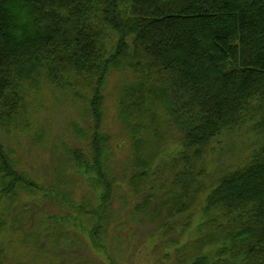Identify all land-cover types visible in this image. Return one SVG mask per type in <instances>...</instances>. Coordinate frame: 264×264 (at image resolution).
Masks as SVG:
<instances>
[{"label":"trees","instance_id":"trees-1","mask_svg":"<svg viewBox=\"0 0 264 264\" xmlns=\"http://www.w3.org/2000/svg\"><path fill=\"white\" fill-rule=\"evenodd\" d=\"M113 74L126 77L113 100L134 159L135 192L150 177L144 144L159 134L160 111L179 134L172 184H183L168 216L186 214L185 227L210 144L245 124L259 136L245 159L196 197L202 220L176 264H264V0H0V124L35 104L44 82L81 87L91 150L68 154L94 172L101 191L93 213L101 221L113 189L104 122ZM19 188L38 185L0 140V198ZM149 189L136 212L155 197ZM101 231L95 222L92 237Z\"/></svg>","mask_w":264,"mask_h":264},{"label":"rangeland","instance_id":"rangeland-1","mask_svg":"<svg viewBox=\"0 0 264 264\" xmlns=\"http://www.w3.org/2000/svg\"><path fill=\"white\" fill-rule=\"evenodd\" d=\"M125 79L113 74L105 88L104 122L110 136L106 163L113 189L102 221L93 213L101 191L95 186L94 172L78 166L68 154L76 150L86 157L91 150L92 122L81 87L61 89L44 82L35 104L0 124L6 150L18 169L38 185L0 198V263L176 264L177 250L196 236L202 220L196 197L235 168L259 141L245 124L210 144L205 172L194 176L193 203L188 208L194 214L185 227L186 214L168 216V204L176 200L183 183L172 184L180 170L173 161L179 151V134L166 123L162 111L159 134L144 144L152 159L150 177L143 187L137 184L138 192L129 183L134 159L113 100ZM150 186L155 197L138 213L135 205L150 194ZM95 222L102 225L97 238L92 237Z\"/></svg>","mask_w":264,"mask_h":264}]
</instances>
